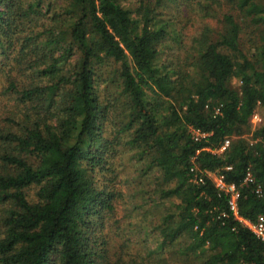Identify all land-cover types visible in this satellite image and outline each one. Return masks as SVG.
Returning <instances> with one entry per match:
<instances>
[{
  "label": "trees",
  "instance_id": "obj_1",
  "mask_svg": "<svg viewBox=\"0 0 264 264\" xmlns=\"http://www.w3.org/2000/svg\"><path fill=\"white\" fill-rule=\"evenodd\" d=\"M0 57V264H264V0H0Z\"/></svg>",
  "mask_w": 264,
  "mask_h": 264
},
{
  "label": "built area",
  "instance_id": "obj_2",
  "mask_svg": "<svg viewBox=\"0 0 264 264\" xmlns=\"http://www.w3.org/2000/svg\"><path fill=\"white\" fill-rule=\"evenodd\" d=\"M264 123V116L261 112L260 108H257L254 112L252 118H251V126L254 131L257 130V128ZM194 136L196 138H206L207 134L202 133L200 131H194ZM230 139H226L223 145L220 147V149L217 151V153H223L226 151V149L230 146ZM231 168L229 167L228 170ZM195 168L192 169V172H195ZM197 177V175H196ZM214 180L216 182L217 188H219L220 191H223L224 193L228 194L230 197L229 206L230 210L233 212L236 219L245 227H247L250 231H252L259 239L264 241V216L260 215L256 221H250L247 219H244L239 215V207H238V201H239V191L236 185L234 184H227L224 176H215ZM203 178H199V182H202ZM246 184H255V177L253 175V172L249 169L246 174V178L244 181ZM256 193L260 194L262 193L261 186H258L256 188Z\"/></svg>",
  "mask_w": 264,
  "mask_h": 264
},
{
  "label": "rangeland",
  "instance_id": "obj_3",
  "mask_svg": "<svg viewBox=\"0 0 264 264\" xmlns=\"http://www.w3.org/2000/svg\"><path fill=\"white\" fill-rule=\"evenodd\" d=\"M130 1V0H129ZM135 1V0H134ZM185 6L182 5V9H185L184 8ZM202 22L200 21V23H198L197 25H195V23L193 25H190L187 29H186V32H188L189 34H196L202 27ZM187 42H190V38L186 40ZM3 60H5V58L3 57H0V125H1V121H2V117H4V115L6 113H8V111L12 110L13 109V98H12V95L7 93V92H4L5 91V87L7 85V77L6 75L3 74V70L4 68L7 69L8 66H5L3 67ZM239 82L237 79H235L233 81V86H239ZM261 112L263 113L262 109H261ZM138 174H136V178L135 180L138 179Z\"/></svg>",
  "mask_w": 264,
  "mask_h": 264
}]
</instances>
